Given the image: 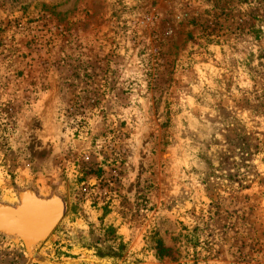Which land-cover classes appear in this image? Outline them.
I'll return each instance as SVG.
<instances>
[{"label": "rangeland", "instance_id": "1", "mask_svg": "<svg viewBox=\"0 0 264 264\" xmlns=\"http://www.w3.org/2000/svg\"><path fill=\"white\" fill-rule=\"evenodd\" d=\"M0 264H264V0H0Z\"/></svg>", "mask_w": 264, "mask_h": 264}, {"label": "trees", "instance_id": "2", "mask_svg": "<svg viewBox=\"0 0 264 264\" xmlns=\"http://www.w3.org/2000/svg\"><path fill=\"white\" fill-rule=\"evenodd\" d=\"M103 234L105 238L111 242L109 245V249H103L98 245H92L90 247L94 248L95 255L103 258H112L114 260L120 258L126 248L125 243L122 241L120 235L116 233L115 228L112 225H107L103 227ZM154 247L156 250V255L161 258L164 256H169L171 249L169 247L164 246L163 241L157 235L153 239Z\"/></svg>", "mask_w": 264, "mask_h": 264}]
</instances>
